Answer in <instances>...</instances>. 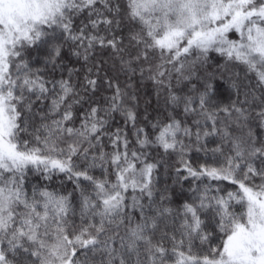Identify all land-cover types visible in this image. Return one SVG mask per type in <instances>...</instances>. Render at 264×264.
Masks as SVG:
<instances>
[{
	"label": "snow or ice",
	"instance_id": "1",
	"mask_svg": "<svg viewBox=\"0 0 264 264\" xmlns=\"http://www.w3.org/2000/svg\"><path fill=\"white\" fill-rule=\"evenodd\" d=\"M0 264H264V0H0Z\"/></svg>",
	"mask_w": 264,
	"mask_h": 264
}]
</instances>
